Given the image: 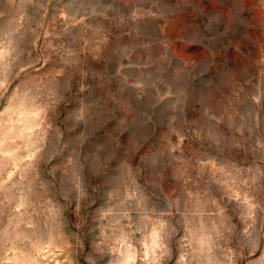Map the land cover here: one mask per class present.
<instances>
[{"label":"rangeland","instance_id":"374dc122","mask_svg":"<svg viewBox=\"0 0 264 264\" xmlns=\"http://www.w3.org/2000/svg\"><path fill=\"white\" fill-rule=\"evenodd\" d=\"M0 264H264V0H0Z\"/></svg>","mask_w":264,"mask_h":264}]
</instances>
